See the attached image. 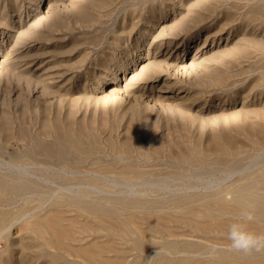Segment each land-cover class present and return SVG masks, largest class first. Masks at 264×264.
I'll return each mask as SVG.
<instances>
[{"label": "rangeland", "instance_id": "1", "mask_svg": "<svg viewBox=\"0 0 264 264\" xmlns=\"http://www.w3.org/2000/svg\"><path fill=\"white\" fill-rule=\"evenodd\" d=\"M247 209L264 0H0V264H264Z\"/></svg>", "mask_w": 264, "mask_h": 264}, {"label": "clouds", "instance_id": "2", "mask_svg": "<svg viewBox=\"0 0 264 264\" xmlns=\"http://www.w3.org/2000/svg\"><path fill=\"white\" fill-rule=\"evenodd\" d=\"M252 218L253 214L251 211L242 210L239 214V219L229 224L226 233L228 248L238 252L264 249V234H256L247 227L246 222L252 220ZM166 251L163 248L156 249L155 255L146 259V264H151V261L156 256L166 254ZM212 251H215V249L213 248Z\"/></svg>", "mask_w": 264, "mask_h": 264}, {"label": "bare ground", "instance_id": "3", "mask_svg": "<svg viewBox=\"0 0 264 264\" xmlns=\"http://www.w3.org/2000/svg\"><path fill=\"white\" fill-rule=\"evenodd\" d=\"M161 45V44H160ZM15 59V58H14ZM22 61V60H21ZM148 81H149V79H148ZM256 205V204H255ZM249 207V206H248ZM237 210V209H236ZM238 210H239V207H238ZM248 210V209H247ZM252 210V209H251ZM252 212V214H253V211H251ZM257 212H259V211H257ZM256 212V214L255 215H253L254 217H258V219L257 220H260L261 218H260V216H257V215H263V213L260 211L259 212V214ZM260 213H262V214H260ZM253 217V218H254ZM262 217V216H261ZM260 218V219H259ZM263 221V220H262ZM262 221H260V222H262Z\"/></svg>", "mask_w": 264, "mask_h": 264}]
</instances>
